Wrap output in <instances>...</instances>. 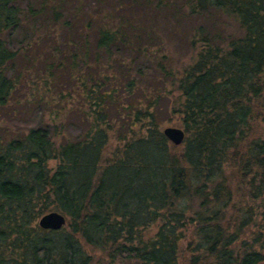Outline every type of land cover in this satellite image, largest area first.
I'll list each match as a JSON object with an SVG mask.
<instances>
[{
	"label": "trees",
	"instance_id": "trees-1",
	"mask_svg": "<svg viewBox=\"0 0 264 264\" xmlns=\"http://www.w3.org/2000/svg\"><path fill=\"white\" fill-rule=\"evenodd\" d=\"M32 113L0 127V264H264V0H0V115Z\"/></svg>",
	"mask_w": 264,
	"mask_h": 264
},
{
	"label": "rangeland",
	"instance_id": "rangeland-1",
	"mask_svg": "<svg viewBox=\"0 0 264 264\" xmlns=\"http://www.w3.org/2000/svg\"><path fill=\"white\" fill-rule=\"evenodd\" d=\"M184 1L185 0H179V3L181 4V2H184ZM213 19L210 20V17H208L207 18V24H205V25L209 27L210 23L213 21L214 23H212L213 25L211 27L214 30H216L217 33H219L221 38L223 37V39H224L228 35H230L232 37L233 36L236 37L235 32L237 30V27L231 19L224 18L222 16H219V17L214 16ZM13 39L19 41L21 38L15 35V36H13ZM13 45H16V43H14ZM174 45H175V42L172 41V43L170 44V49L168 50L169 55L173 56L172 58H175L173 60V63L177 64L178 60H184V58L187 60L190 57L191 53L187 50V48L184 49L183 47H181L180 44H178L175 47H174ZM19 64L23 65L21 62H19ZM27 95L28 94L20 96V99L22 101H25L26 98L29 99L30 95L29 96H27ZM23 104H24V102H23ZM162 104L164 106H166V101ZM169 105H170V101L168 103V106ZM9 107H12V106H9ZM161 112L162 113L159 114L158 118L160 120L162 130L164 128H167V127L182 129V127L180 126L178 118L176 116L172 115L170 113L169 109H167V110L162 109ZM39 117H40V115L37 113H32L30 115L26 114L25 116H22V117L15 116V115L13 117L11 115H8V116L0 115V127L2 129H5V131L9 134H12V135L14 133L20 134V133L25 132L28 129V127L35 125L38 122ZM71 121H72L71 124H73V125L69 126L67 128V134H71V135L75 136L79 132V127H77L78 120L76 117H73L71 119Z\"/></svg>",
	"mask_w": 264,
	"mask_h": 264
},
{
	"label": "water",
	"instance_id": "water-1",
	"mask_svg": "<svg viewBox=\"0 0 264 264\" xmlns=\"http://www.w3.org/2000/svg\"><path fill=\"white\" fill-rule=\"evenodd\" d=\"M163 136L173 145H181L185 138V133L182 129L167 127L162 130ZM65 225V217L58 212H50L43 215L38 226L42 230L59 231Z\"/></svg>",
	"mask_w": 264,
	"mask_h": 264
}]
</instances>
